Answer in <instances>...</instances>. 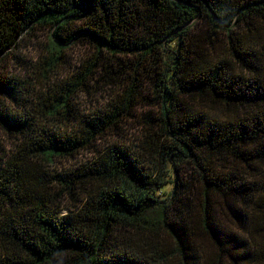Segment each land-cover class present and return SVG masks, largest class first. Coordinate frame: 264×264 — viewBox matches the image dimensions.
<instances>
[{"label":"trees","instance_id":"obj_1","mask_svg":"<svg viewBox=\"0 0 264 264\" xmlns=\"http://www.w3.org/2000/svg\"><path fill=\"white\" fill-rule=\"evenodd\" d=\"M44 32L0 71V264H264V0H0V61Z\"/></svg>","mask_w":264,"mask_h":264},{"label":"rangeland","instance_id":"obj_2","mask_svg":"<svg viewBox=\"0 0 264 264\" xmlns=\"http://www.w3.org/2000/svg\"><path fill=\"white\" fill-rule=\"evenodd\" d=\"M46 33H31L26 34L21 40H19L18 45L11 49L6 58L0 61V71L5 72L6 74L14 75L15 77L21 79L22 81H26L28 85H37L38 79L35 74V70L39 67L40 61L42 59V45L46 42ZM90 47L83 41H77L75 44L69 49L70 56L73 57V60L76 62L79 58H83L84 56L89 55ZM41 86V85H40ZM83 108L88 109L93 106L89 97H83ZM96 101L101 102L102 97L98 96ZM151 112L152 115L155 116L156 108L153 106L145 105V103H140V106L136 109V116L130 118L126 121L125 124V134L128 139L135 143L137 138L141 136L142 130L146 127L144 123V116ZM2 140L10 144L12 142V137H9V134L2 133ZM111 138H113L111 136ZM92 153H88L87 157L83 159H89L92 156ZM162 195L167 196L172 191V185L167 184L162 189ZM64 207H69L72 204V199L68 196H64L62 202H60ZM63 213L67 212V209L62 210ZM223 221L227 226L235 229V226L231 221L224 215H222ZM166 241H171L172 239L168 237L166 234L164 235ZM203 246H209L207 241H202ZM225 264H232V262L227 259Z\"/></svg>","mask_w":264,"mask_h":264}]
</instances>
